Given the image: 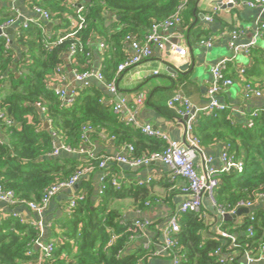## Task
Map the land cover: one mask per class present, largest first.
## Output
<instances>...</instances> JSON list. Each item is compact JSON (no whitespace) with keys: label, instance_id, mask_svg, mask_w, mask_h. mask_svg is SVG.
<instances>
[{"label":"trees","instance_id":"16d2710c","mask_svg":"<svg viewBox=\"0 0 264 264\" xmlns=\"http://www.w3.org/2000/svg\"><path fill=\"white\" fill-rule=\"evenodd\" d=\"M180 2L88 0L76 5L69 0H31L32 10L39 7L48 12L50 22L56 25L48 30L47 23L41 21V27L34 24L26 29L19 27L10 38L11 44L7 37L0 36V110L17 122V126L8 127L0 121V185L5 190L12 191L24 204L40 203L50 187L69 180L76 172L99 170L102 157L87 160L69 154L52 157L53 134L73 149L84 144L82 135L86 127L93 128L90 141L105 133L119 143L136 144L137 157L143 156L137 150L139 143L151 141V151L146 155L165 149L160 140L145 138L141 130L115 114L112 107L105 106L104 92L96 85L77 88L71 102L64 101L56 93L61 83L58 69L65 67L64 56L78 45L72 67L79 73L90 71L93 45L101 42L107 46L102 74L112 81L118 66L127 58L111 56L113 51L122 49L128 36L144 40L153 24L176 13ZM80 16L86 21L85 27L71 29L70 17L79 22ZM13 17V13L0 11V27ZM75 30L76 34L69 36ZM60 39L63 41L58 43ZM261 39L264 41V29ZM249 59L246 79L263 84V47L253 48ZM174 111L168 115L176 117ZM231 118L229 109L200 114L194 126V135L202 147L215 141L225 142L229 153L244 163L242 174L219 176L216 200L228 210L240 202H255L264 194V112L253 120L252 127L234 124ZM46 120L51 121L49 128ZM114 179V173L109 172L98 199L93 183L82 182L79 193L83 199L77 201L75 208H67L64 217L53 226V230H61L62 234L53 243L54 251L48 257L36 246L42 233L33 222L21 221L12 214L0 218V264H147L152 258V248L141 244L131 249L140 230L131 222L122 223L121 213L112 208L114 200L131 193L123 185L116 189ZM148 196L146 187L138 188L134 194L138 200ZM253 213L254 220L252 214H243L241 224L228 222L222 226L220 231L232 238L211 231L207 209L183 215L180 230L174 235L178 244L170 253L171 258L180 257V264H221L216 252H229L233 240L237 248L231 251L239 256L247 252L258 258L264 246V209ZM249 228L253 229V236L248 234ZM114 236L117 239L109 246Z\"/></svg>","mask_w":264,"mask_h":264},{"label":"crops","instance_id":"0c3cea01","mask_svg":"<svg viewBox=\"0 0 264 264\" xmlns=\"http://www.w3.org/2000/svg\"><path fill=\"white\" fill-rule=\"evenodd\" d=\"M69 1L73 4L76 3V5L88 2V0ZM228 1L190 0L187 10L183 13V23L174 29L161 33L167 42L165 50L156 51L154 56L119 76L117 80L118 96L128 102V106L124 110L123 118L125 120L133 119L142 125L151 124L154 128L167 133L172 140L190 146L185 119L177 113L176 117L168 115L174 111L169 107V102L177 95H181L194 107L204 108L208 103V89L214 81L211 69L215 64L225 59L230 60L225 75L228 79L233 80V85L225 88L219 94V101L228 106L233 123L244 124L248 127L252 112L258 111L259 114L264 112V95L261 97L252 96L249 99L244 95L246 83L259 86L257 80L253 79L249 82L246 79V69H248L247 66L251 61L249 56L244 51L235 54L230 48L231 33L240 31L242 33L236 40V45L248 46L252 42H256L257 46L264 49V41L258 34L259 22H264V13L260 14L258 10L247 7L245 0H234L235 5L228 4ZM13 9L19 11L22 19L34 17L31 0H0L1 12L14 13ZM207 18H212L213 21L210 22ZM55 25L56 23H53L52 27ZM209 38L214 40L213 47L202 46L201 41ZM99 43L93 45L91 52V70L94 72H102L105 59V51L100 49ZM175 45L185 47L187 49L186 55L179 56L176 54L173 51ZM131 54L132 48L125 43L122 49L114 50L111 56L118 58L128 57ZM66 56H64V60ZM72 63L73 59L65 60V67L63 68L68 79L65 83H60L57 86V89L66 91V100L70 102L76 89L82 88L83 85L75 80ZM243 70L245 71L244 75H242ZM155 72H158V75H155ZM89 84L98 86L104 92L106 99L112 97L107 88L98 80H90ZM140 95L144 99L142 103L137 104L136 99ZM144 136L147 139H152ZM98 137L95 141L91 140L92 148L97 157L117 158L126 153L128 145L136 146L133 143H119L114 137L105 133H100ZM160 141L166 145L165 142ZM138 147L137 150L142 155H146L151 151V141L139 143ZM224 152H228V145L225 142L215 141L204 147L200 143L195 162L198 172L216 175L222 173L224 164L221 157ZM108 170L114 173L115 180L120 182L126 191L131 192L130 195L112 202V208L121 213L122 223L131 222L134 224L137 220L149 222V227L133 239L130 248L147 244L152 248V253L155 254L147 264H172L171 256L163 251L160 246L161 234L167 218L178 209L185 199L182 194V187L185 182L181 179L172 181L171 170L161 163L138 167L123 163H110ZM103 175L104 171L102 170H89L78 184V189L63 190L52 200L42 220L40 240L43 244L56 243L59 240L62 232L58 229L53 230V226L64 217L69 201L74 196L80 195L83 181L93 183L95 199H98L101 195V187L104 186L102 183ZM144 187L148 188L149 196L142 200L136 199L134 197L135 191ZM203 208L210 213L207 216V222L212 225V232H219L222 226L228 223L223 221L209 201L204 200ZM256 209H264V201L257 203L253 209H250V214ZM18 211L28 221L39 220L36 214L24 207H20ZM10 214L11 210L0 203V218H5ZM242 220L243 215L230 222L237 225L241 224ZM237 259V263L234 264H248L246 255H238ZM253 264H264V259H256Z\"/></svg>","mask_w":264,"mask_h":264},{"label":"built area","instance_id":"2783aa9c","mask_svg":"<svg viewBox=\"0 0 264 264\" xmlns=\"http://www.w3.org/2000/svg\"><path fill=\"white\" fill-rule=\"evenodd\" d=\"M180 5L175 14H173L170 18L163 22L155 23L151 27L150 32L145 37L143 41L138 40L136 37L128 36L126 38V43L130 45L132 48V54L128 56L124 62H122L117 69V73L115 78L112 81H107L102 74V72H94L92 70L86 71L85 73H79L77 70L73 71V76L75 80L83 84L82 88L89 87V81L96 79L101 82L111 94L110 99H103L102 103L105 106H110L113 109V112L122 118L124 117V110L128 106V102L125 99L119 98V92L117 87V80L119 76L126 72L129 69H132L142 63L145 60H148L152 56H154L156 51H163L166 48V40L162 37L161 33L163 31H167L169 29H174L177 26H180L183 23V13L185 9L188 7L190 0H180ZM228 4L235 5L234 0H229ZM245 4L247 7L253 10H258L260 14L264 13V0H245ZM82 10V7H79V12ZM33 15L34 17H30L28 19H22L19 11L17 9H13L14 17L8 20L4 25L0 28L5 30L7 28H14L15 33L19 27L28 28L31 24L37 25L39 27L42 26L41 21L45 23L50 22V14L46 11H43L39 7L33 8ZM71 29H82L86 25V21L83 17H79V22L75 21L73 18L70 17ZM208 21L212 22V18H207ZM264 29V23L259 22V36L261 37V30ZM72 32L69 36H74L76 34ZM240 31H233L231 33V42L230 48L238 54L240 51H244L246 55H250L251 50L257 46L256 42H252L248 46H239L236 45V40L239 39L241 36ZM8 38V42L11 44V37L4 34ZM63 39H60L58 43L62 42ZM201 45L206 48H212L214 45L213 38H209L207 40L201 41ZM99 47L101 50L105 51L107 46L104 43H99ZM79 46H73L69 53L67 54L68 59H72L77 55L79 52ZM81 50H83L81 48ZM173 51L178 54L179 56H185L187 53V49L182 45H175L173 46ZM88 56L90 54L88 53ZM230 60L225 59L217 64H215L212 69V75L214 78L213 84L208 89L207 92V99L208 103L204 108H197L194 107L186 98L181 95H177L169 102V107L174 109L176 113L185 119V126L186 132L188 135V142L190 146L181 144L175 140H172L170 136L160 131L151 124H139L135 122L133 119L128 121L129 123L133 124L137 129L141 130V132L156 140H162L165 142L166 147L162 152H153L149 155H143L141 157L136 156V149L133 145H128L126 153L124 155L118 156L117 158H101L99 163V170L104 171V175L102 178V183L104 184L105 178L109 174L108 166L110 163H123L126 165H130L133 167L138 166H148L155 163H161L167 166L171 170V179L174 180H183L185 182L184 186L182 187V194L185 196L184 201L180 204L178 209L173 212L166 221V224L163 228L162 232V240L160 246L163 251H165L168 255L172 252V250L177 246L178 242L174 239V235L179 232L180 224L179 220L183 215L188 213H199L203 208L204 200L209 201L211 206L216 210L217 214L221 218H223L226 214H235L236 211L240 208H248L253 209L254 206L264 201V194H260L255 202H240L238 203L235 208L233 209H226L221 206L216 200V190L219 186V176L223 173H231L236 172L238 174H242L244 171V163L242 160L235 158V156L231 155L228 152H224L221 159L224 164V170L219 175L205 173L201 174L198 172L196 168V157L198 149L200 148V141L194 135V126L197 122L198 116L200 114L211 115L213 112H224L227 111L229 108L223 103L219 101V94L227 87L233 85V80L228 79L225 75L228 64ZM59 73V80L61 84L65 83L68 79V75L65 72L64 68L58 69ZM158 75V72L154 73ZM245 74V71H242V75ZM56 93L61 96V98L67 101V94L66 91L63 89H57ZM244 95L247 99L251 98L252 96L261 97L264 95V83L259 86H253L250 83H246L244 86ZM143 96H139L136 99V103H142ZM40 107V105H38ZM44 108L42 107V112ZM259 115L258 111H254L250 114L248 127L253 126V120L257 118ZM124 119V118H123ZM0 121H2L8 127H15L17 126V122L13 119H10L8 115L0 110ZM46 124L49 126L51 125V121L46 120ZM93 132V128L86 127L83 129V141L84 144L79 149H73L65 144L59 139L56 134H53L55 137V145L54 151L51 154L52 157L57 158L63 154L69 155H77L82 156L86 160L87 159H97L94 149L92 148L91 141L89 139V134ZM92 169H83L76 172L69 180L65 182L58 183L50 187L44 194L40 203L31 202L28 204H24L17 200L15 194L12 191L5 190V188L0 185V203L4 204L11 210V214L15 218H19L21 221L25 218L21 215L18 211L20 207H24L29 211H32L36 216L39 218L38 221L33 222L39 229H42L43 226V216L47 208L49 207L52 200L60 194L63 190H71L76 189V186L80 183L86 172ZM113 186L116 189H121L122 184L117 180H113ZM104 186L101 187V194L103 193ZM83 196L78 195L74 196L68 203V208L73 209L77 205L78 200H82ZM251 219L254 220V213H251ZM134 227L140 230V234H142L145 228L149 227V222L147 221H140L137 220L134 222ZM139 234V235H140ZM220 234L225 238H232L230 234L227 232L220 231ZM248 234L253 236V229H248ZM138 235V236H139ZM137 236V237H138ZM117 237L114 236L112 241L109 243V246H112L113 243L116 241ZM37 248H40L42 251V255L44 257L50 256L51 253L54 251L53 243L50 244H43L41 241L36 243ZM146 248H151L150 246L144 245ZM237 248L235 245V241L233 240V245L230 247L231 250ZM229 249V250H230ZM229 251L224 254L221 251H217L216 255L220 256V263L221 264H234L235 259L238 257V254L235 251ZM248 257V264H253L256 259H264V246L261 249V254L258 258L250 256L249 253H245ZM150 256H155L154 253L151 252ZM181 258L180 257H173L172 264H180Z\"/></svg>","mask_w":264,"mask_h":264},{"label":"water","instance_id":"95a60500","mask_svg":"<svg viewBox=\"0 0 264 264\" xmlns=\"http://www.w3.org/2000/svg\"><path fill=\"white\" fill-rule=\"evenodd\" d=\"M53 26V23H47V27L51 28ZM8 35L11 38L15 35V29L14 28H7L5 30L0 28V36L2 35ZM65 60H68V56L65 57ZM71 71V69H70ZM50 126L48 124H46V128H49ZM79 186H76V189H78ZM250 209L248 208H240L236 211L235 214H226L222 219L224 222H230V221H234L236 220L238 217L242 216L243 214H249L250 213Z\"/></svg>","mask_w":264,"mask_h":264}]
</instances>
